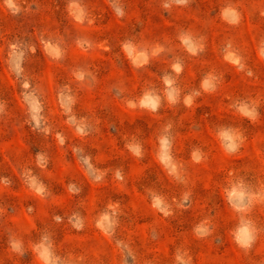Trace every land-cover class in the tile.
<instances>
[{
    "label": "rangeland",
    "instance_id": "1",
    "mask_svg": "<svg viewBox=\"0 0 264 264\" xmlns=\"http://www.w3.org/2000/svg\"><path fill=\"white\" fill-rule=\"evenodd\" d=\"M0 264H264V0H0Z\"/></svg>",
    "mask_w": 264,
    "mask_h": 264
},
{
    "label": "clouds",
    "instance_id": "2",
    "mask_svg": "<svg viewBox=\"0 0 264 264\" xmlns=\"http://www.w3.org/2000/svg\"><path fill=\"white\" fill-rule=\"evenodd\" d=\"M181 2H182V0H181Z\"/></svg>",
    "mask_w": 264,
    "mask_h": 264
}]
</instances>
